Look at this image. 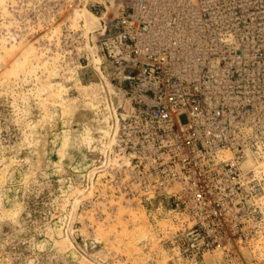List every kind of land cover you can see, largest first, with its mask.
<instances>
[{
  "label": "rangeland",
  "instance_id": "1",
  "mask_svg": "<svg viewBox=\"0 0 264 264\" xmlns=\"http://www.w3.org/2000/svg\"><path fill=\"white\" fill-rule=\"evenodd\" d=\"M6 1L0 37L22 42L7 53L0 41V264H86L63 243L66 234L96 264H264V172L243 165L251 173L243 200L217 211L205 238L194 239L186 236L196 224L192 211L177 208L170 190L146 188L155 177L119 151L129 99L111 67L95 63L93 33L82 22L75 27L71 15L96 0ZM227 9L257 13L264 56V0H227ZM24 59L26 69L14 73ZM97 65L111 92L99 90L106 82ZM107 97L117 121L108 117ZM85 125L88 146L79 133ZM105 134L108 158L99 142ZM111 155L120 158L116 168Z\"/></svg>",
  "mask_w": 264,
  "mask_h": 264
},
{
  "label": "built area",
  "instance_id": "2",
  "mask_svg": "<svg viewBox=\"0 0 264 264\" xmlns=\"http://www.w3.org/2000/svg\"><path fill=\"white\" fill-rule=\"evenodd\" d=\"M90 8L101 59L130 102L117 147L155 177L146 188L170 190L177 208L192 211L186 236L204 239L217 211L243 200L245 162L264 163L257 13L227 9V0H104Z\"/></svg>",
  "mask_w": 264,
  "mask_h": 264
},
{
  "label": "bare ground",
  "instance_id": "3",
  "mask_svg": "<svg viewBox=\"0 0 264 264\" xmlns=\"http://www.w3.org/2000/svg\"><path fill=\"white\" fill-rule=\"evenodd\" d=\"M50 1H52V0H50ZM58 1V0H57ZM61 1V0H60ZM96 1H99V2H101L102 0H96ZM89 0H85V2H84V4L86 3V4H89ZM93 2V1H92ZM103 2V1H102ZM7 3H8V1H6V0H0V11H3L4 12V14L7 16V14H9V10H8V7H7ZM87 6V5H86ZM86 6H84L83 5V7L82 8H79V7H75V9L74 8H72V9H74L72 12H71V15L73 16V19H72V21H73V23H74V26L76 27H79L80 25H79V23H81L83 26H85V28H86V31H87V33L88 32H92L93 33V38H96V30L95 29H93V28H87V26H88V24H94V23H98L99 24V18H98V16L97 15H95L94 13H92L91 12V10L90 9H88ZM8 16H11V14L10 15H8ZM10 25V24H9ZM18 26V25H17ZM16 26V27H17ZM84 28V27H83ZM8 29V28H7ZM8 31V30H7ZM17 32V31H16ZM15 32V33H16ZM89 33V34H90ZM10 35V34H9ZM8 35V36H9ZM12 35V34H11ZM17 35H18V33H17ZM2 37V36H1ZM0 37V41L4 44V46L6 47V52L7 53H9V52H11L14 48V45L16 46V45H18V43L19 42H22L21 40H17L18 38L17 37H15L14 38V36L12 35V37L11 38H13V40L12 41H9V40H11V39H9V40H7V39H5V37H4V39H3V37L1 38ZM10 38V37H9ZM17 38V39H16ZM21 38V37H20ZM92 38V37H91ZM95 40L96 39H94V42H95ZM95 44V43H94ZM93 45V44H92ZM94 46H97V45H94ZM91 48V47H90ZM94 48V47H93ZM96 48V47H95ZM94 48V49H95ZM92 49V48H91ZM92 56V55H91ZM93 57V56H92ZM94 61H95V63H97V64H100V61H102V59H101V57H99V56H96V55H94ZM93 59V58H92ZM94 61H92V63H94ZM16 65H14V67L12 68V71L15 73H17V72H19L20 70H25L26 69V67H27V65H28V61L26 60V59H24V60H22V62H18V63H15ZM95 69H96V71L97 72H101L102 73V75H103V81H105L106 83H99V90H101L102 92L103 91H112L113 90V88H114V85H113V83L111 82V80H110V78H109V76H106L105 74H104V70L102 71V68L100 67V66H96L95 67ZM56 75V74H55ZM54 76V75H53ZM55 77V76H54ZM101 77V76H100ZM105 78V79H104ZM52 84V83H51ZM58 84V83H57ZM63 86H60V89L62 88ZM51 88L53 89V91L55 90L54 88H53V85H51ZM56 88V87H55ZM59 88V87H58ZM61 91V90H60ZM54 92H56V91H54ZM113 98V97H112ZM105 105H106V108L108 109V117L111 119V118H113V120L115 121L116 119H118V109L116 108V106H115V104L114 103H112V102H110V100H109V98L107 97V98H105ZM112 103V104H111ZM117 109V110H116ZM117 116V117H116ZM117 121V120H116ZM116 124H117V122H115ZM116 124H114V125H116ZM110 125H112V123L110 122ZM110 128H112V126H110ZM116 131V129L114 128V126H113V131ZM80 136H81V141H82V145H84V146H88L90 143H91V141L93 140V136H92V133H91V131H90V128L87 126V125H85V126H83L82 128H81V130H80ZM109 135H111L110 133H109ZM112 135H113V133H112ZM108 136V135H107ZM105 137H106V134L105 135H102V136H100V139H99V142H101V144H103V146H104V139H105ZM112 137V136H111ZM113 141V140H112ZM111 141V142H112ZM110 143V142H109ZM112 145H114V141L112 142ZM109 146V145H108ZM107 146V143H106V145L104 146V148L102 147V149L101 150H103L104 151V153L106 154L107 153V150H106V147H108ZM107 155V154H106ZM107 158H108V155H107ZM125 158V157H124ZM124 161V160H123ZM127 163H128V159H127V161H126ZM130 163V162H129ZM129 163L128 164H126V165H129ZM106 164V163H105ZM121 163H120V158L118 157V156H112L111 155V158L109 157V160H108V165L109 166H112V167H114V168H116V167H118L119 165H120ZM246 164V169H250V168H254L255 170H256V172L258 173H256L257 175H259V173L261 174V172H264V163L262 162V163H259V162H256V161H254L253 159H248V161H247V163H245ZM244 164V165H245ZM248 167V168H247ZM62 240H63V243L66 245V246H68L70 249H72V251H73V253L74 254H76L77 256H81L82 257V259H83V261L86 263V264H96V263H94V262H92L90 259H88V258H86L85 256H83L75 247H74V245H73V243H72V241H71V239H70V237H69V235L68 234H66V235H64V237L62 238ZM261 242H262V240H261ZM261 246V245H260ZM259 246V247H260ZM256 247H257V245H256ZM212 262V261H211Z\"/></svg>",
  "mask_w": 264,
  "mask_h": 264
},
{
  "label": "water",
  "instance_id": "4",
  "mask_svg": "<svg viewBox=\"0 0 264 264\" xmlns=\"http://www.w3.org/2000/svg\"><path fill=\"white\" fill-rule=\"evenodd\" d=\"M87 28L89 29V28H93V29H98L99 28V24L98 23H94V24H88V26H87ZM89 33V32H88ZM90 50H91V53H92V55L94 56V50H92L91 48H90ZM95 65V63H93V66ZM121 128H122V126H121ZM94 148V146L92 147V149Z\"/></svg>",
  "mask_w": 264,
  "mask_h": 264
}]
</instances>
